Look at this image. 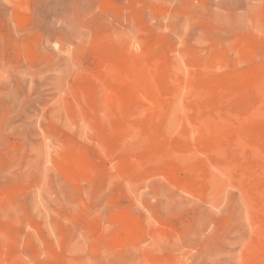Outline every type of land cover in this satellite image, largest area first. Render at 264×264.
Returning a JSON list of instances; mask_svg holds the SVG:
<instances>
[{
  "label": "rangeland",
  "instance_id": "1",
  "mask_svg": "<svg viewBox=\"0 0 264 264\" xmlns=\"http://www.w3.org/2000/svg\"><path fill=\"white\" fill-rule=\"evenodd\" d=\"M0 264H264V0H0Z\"/></svg>",
  "mask_w": 264,
  "mask_h": 264
}]
</instances>
